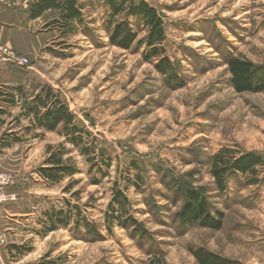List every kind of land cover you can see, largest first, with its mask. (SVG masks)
Wrapping results in <instances>:
<instances>
[{"label": "rangeland", "instance_id": "374dc122", "mask_svg": "<svg viewBox=\"0 0 264 264\" xmlns=\"http://www.w3.org/2000/svg\"><path fill=\"white\" fill-rule=\"evenodd\" d=\"M146 1L164 19V46L183 79L180 87L170 86L143 55L146 27L125 11L112 16L106 0H82V21L64 34L47 26L48 14L22 25L13 42L25 51L14 50L29 63L0 60L1 73L8 69L18 83L51 84L86 129L85 143L96 144V154L110 162L104 174L93 171L96 183L90 157L66 142L62 125L54 131L29 127V118H15L21 105L0 101L6 111H0L1 131L21 138L0 147V169L14 174L15 189H25L21 199L0 204V264H148L154 250L169 264H199L190 251L199 246L241 264L264 263V166L259 183L233 176L224 193L211 174V157L226 146L264 157V91L237 92L227 63L230 56L264 63V0ZM112 19L131 22L137 38L129 49L111 43ZM49 145L68 150L64 158L79 172L42 185L36 169ZM185 182L205 192L214 214H223L220 229L176 220L183 204L176 192ZM117 185L148 239L116 222L109 229L106 213ZM30 195L36 198L26 205ZM53 209L71 211L70 223L45 232ZM78 210L102 237H87L84 225L75 231ZM23 221V232L33 226L37 236L15 243L25 245L21 249L2 243L4 226Z\"/></svg>", "mask_w": 264, "mask_h": 264}, {"label": "trees", "instance_id": "16d2710c", "mask_svg": "<svg viewBox=\"0 0 264 264\" xmlns=\"http://www.w3.org/2000/svg\"><path fill=\"white\" fill-rule=\"evenodd\" d=\"M106 1L112 16L125 11L128 16L135 17L146 27L148 33L145 39L142 40V44L146 47L143 55L148 61H155V67L165 76V80L170 86L174 82L178 87L183 85L179 69L164 46L166 30L164 19L158 9L146 0H141L138 3L131 0ZM83 7L82 0H37L31 7L30 15L32 18H37L47 9H59L60 17L50 20L47 26L57 28L61 34H64L76 28V21H82ZM107 30L111 43L122 48L129 49L137 38V33L132 28L129 20L116 23L112 19L107 26ZM227 63L232 74V85L237 92L264 91V63L257 64L248 58L238 56H230ZM0 101L12 107L21 105V112L15 118L17 121L22 116L29 118L32 122L29 127L54 131L62 125V133L66 138V142L72 143L80 148L82 154L90 157L88 160L91 162L90 174L92 176L96 168L103 172V166L108 167L110 165V162L103 156L100 159L96 154V150L99 149L96 144L88 145L85 143L86 129L77 124L75 113L51 84L46 82L37 86H29L25 82L15 85L0 84ZM0 111L6 113L2 109ZM37 136L41 137V135ZM11 138L21 139L17 134L2 132L0 126V147H10L12 145ZM67 151L61 147L56 150L50 145L47 146L49 156L36 170L50 184L61 182L67 175H74L79 172V168L75 164L70 162L68 158H64ZM101 151L105 152L103 149ZM211 161V174L220 193H224L228 189L230 177L246 175L248 184H257L262 179L260 168L264 166V157L260 153L240 151L226 146L214 154ZM93 181L97 183L98 180L93 176ZM176 197L178 200H183L181 208L175 214L176 220L182 226L198 224L213 229L222 227L223 214L220 211H215V214L212 212V203L201 188H196L185 182L178 187ZM129 205L130 201L126 192L118 185L115 186L112 204H110V210L106 213L109 229L116 222L120 226L132 228L137 235L148 239L150 232L129 213ZM71 214V211L65 209H53L50 214L48 213L45 232L47 230L52 231L58 226L69 225ZM75 216L76 232H79L80 226L84 225L87 229L85 232L87 237L98 239L103 236L96 223L82 217L80 210L77 211ZM13 245L19 249L25 247V245ZM190 251L199 264H241L237 259L215 253L203 246L192 247ZM161 252L156 250L151 252L148 264H169ZM53 262L43 259L39 264H53Z\"/></svg>", "mask_w": 264, "mask_h": 264}, {"label": "crops", "instance_id": "0c3cea01", "mask_svg": "<svg viewBox=\"0 0 264 264\" xmlns=\"http://www.w3.org/2000/svg\"><path fill=\"white\" fill-rule=\"evenodd\" d=\"M37 1V0H36ZM25 2L23 4H19V5H8L4 0H0V43L2 44H6L10 47H12L13 49H21L22 51H25V49H23V47H21L20 45L16 44L15 42H13L14 40H17L18 38V33H19V28L22 29L23 26L22 25H27V24H34V21L40 18L45 17V15H51V18L48 20V22L52 19L55 18H59L60 17V10L57 8H50L47 9L46 11H44L42 13L41 16L37 17V18H32L30 15V10L31 7L33 6V4L36 2ZM47 22V23H48ZM20 50V51H21ZM19 51V53H20ZM21 51V52H22ZM24 54V53H21ZM26 55V54H24ZM1 66H0V70H1ZM2 71V70H1ZM0 71V84L2 85H13V84H18V81L14 79V74L10 73L8 69H6V74H2ZM8 107H12V106H8ZM37 171V170H36ZM38 174V178H36V181L41 182L42 185H48L50 184L45 178H43L38 172H36ZM32 191L29 192H33V187H31ZM15 191L17 192V188L15 189ZM20 191H25L24 188H21V190H19L17 193H19ZM28 195V194H27ZM19 199L22 198L21 194L19 193L18 195ZM26 197V196H25ZM28 198V200H26L25 203H27L26 205H29V201L34 200L33 195H30ZM25 198V199H26ZM38 198V197H37ZM41 198H39L38 201H40ZM35 209V206H32ZM36 211H33V213H35ZM26 213H30V212H19V214H26ZM32 215V214H29ZM14 226H16L17 228L11 227V226H1L4 229V233H2V236L5 238V240L7 241L8 244H20L23 241H25L26 239H28L29 237H32L35 235V233L38 231L37 228L33 229L34 227L32 226L33 231L30 230V233H24L23 232V227L25 226L24 221L21 222L20 224H13ZM23 225V226H22ZM37 236V235H35ZM260 263V262H259ZM260 264H264V263H260Z\"/></svg>", "mask_w": 264, "mask_h": 264}, {"label": "built area", "instance_id": "2783aa9c", "mask_svg": "<svg viewBox=\"0 0 264 264\" xmlns=\"http://www.w3.org/2000/svg\"><path fill=\"white\" fill-rule=\"evenodd\" d=\"M8 5H19L31 0H4ZM11 60L21 64L29 63V58L16 52L10 46L0 43V60ZM15 176L8 170L0 169V204L15 201L18 199V193L15 191ZM5 243L4 238L1 239Z\"/></svg>", "mask_w": 264, "mask_h": 264}]
</instances>
